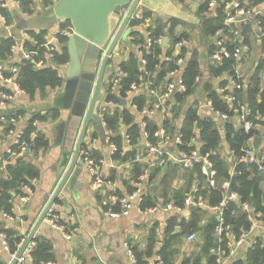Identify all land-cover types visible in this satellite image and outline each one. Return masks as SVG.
Wrapping results in <instances>:
<instances>
[{
  "label": "crops",
  "instance_id": "crops-1",
  "mask_svg": "<svg viewBox=\"0 0 264 264\" xmlns=\"http://www.w3.org/2000/svg\"><path fill=\"white\" fill-rule=\"evenodd\" d=\"M48 1L50 2L49 4L46 3L45 0H31V9L34 10V13L32 15L21 13L23 16L20 15L24 19L34 17L39 10H47L52 7L57 0ZM217 1L218 3L227 2V4H230V8H232L231 13L235 10L237 16L240 9L244 11L243 14L252 13L254 10L256 11L254 14L255 18L253 17V14L243 20H240V17H238L239 21L235 23L238 26L242 24L251 28V31L248 34V40L246 35L242 33V30L237 29L240 38L239 42L243 44L245 38L247 43L244 41V45H246L248 49L243 51L241 62L238 64L236 72L246 82L253 76L260 59L264 57L261 33L262 30H264L261 26L264 20V0ZM0 2L7 3L8 0H0ZM203 2L204 0H150L148 4L150 6H145L143 4L139 5L133 15V17H137L142 16L144 12H149L152 15L151 17H146V19L150 18L152 22L154 19L158 18V20L164 24H166L171 18H176L180 25L179 31L191 34L190 41L188 45L185 46H187L189 51L197 49L203 54L201 59L203 75L202 77L200 76L199 85L195 93L188 97L183 105H181V116L176 121L177 127L179 124L183 123L185 114L188 108L192 105L199 107L201 115L205 114L206 117L210 118L208 112L214 110L213 108L211 109L209 105H207V108L203 106L205 100H208L211 103L208 99V93L205 91V86L209 83L213 89L220 91L221 84L224 81L230 82L232 80L226 73L215 78L209 76L208 68L213 61L211 59V54L209 56L206 55L207 51L212 47L217 46L219 42L228 44L232 39L227 35H224L222 30H219L215 35L205 36L203 34L200 29L201 18L198 14V7ZM209 11V14L213 15L215 8H209ZM13 20V26L15 27L16 20ZM180 21H184L185 24H181ZM58 24L59 23H56L53 26L48 27L47 30L49 29L48 31H50V28H56ZM27 29H34L36 31L41 30L38 28ZM1 30H3V28L0 26V31ZM147 31L148 28L146 24H142L141 27L136 29V32L142 33L143 36L145 34L147 35ZM24 32L25 31L22 30L19 37H14L15 41H18L20 37L22 38ZM131 32L132 30L128 25L120 39L119 45L115 49L114 54L108 63V66L116 68L119 64L121 66L123 62L129 60L130 49L129 47H126V45H128L133 38ZM0 36L7 37V35L1 34ZM235 37L236 38L233 39V42L238 36L235 35ZM27 39L31 44H35V39H32L31 37ZM170 44L171 41L168 37L167 47ZM63 47L64 44L61 45V49ZM66 49L68 58L70 59L68 48ZM178 49L177 52L179 51ZM247 51L248 53H246ZM20 59V50H15L9 57L11 63L19 62ZM69 59L65 64L69 62ZM1 71L3 72V69H1ZM114 75V70L105 75L104 87H106L105 81H108ZM61 76L63 78V85L56 89H49L44 98L39 96L37 97V100L31 102L27 96H23L17 98L12 104H0V114L5 113L7 115L19 116L18 121L15 124H3L0 127V160H2L8 145L12 143L15 134L22 129L26 130L28 128L27 122L34 113L35 115H47V121L36 120L34 122L33 125L36 128V132L33 131V138L36 137L38 132H41L46 135L49 142V147L46 151L41 150L36 158H30V160L34 161L41 170L40 178L38 180L36 179L35 183H33L34 194L27 203H22L20 201L21 194L16 196L14 194V198L11 201V210L9 212L0 211V232L10 230L17 232L21 236L29 234V229L31 230L58 184V180L53 184L52 177L50 178V176L52 170L60 165L63 156V147L62 144L54 143L55 138L53 126L57 119L51 117L52 114L48 111L51 110L49 108L53 106L56 99L64 92L65 75L62 70ZM0 87L7 91L10 90V87L5 88L2 83H0ZM163 88V86L155 88L156 93L150 94L149 88L143 87V89L147 90L146 94L148 95V98L142 102V109H139L138 103L134 101L136 94L128 97L120 94V98L126 102V106L114 103H110L109 106H107L110 114L122 113L123 110H127L133 115L131 124L127 125L125 122L123 123V121H120L118 130L113 132L106 127L104 132L110 134L112 138H116L117 136L123 138V155H125L129 149H135L137 152L143 154V157L140 160H115L110 153V147L106 143V134L105 137L102 138V132L95 127L94 122H90L82 149H87L93 157H96L97 159L102 158L104 160L99 171L103 183L101 185L96 183L95 176L89 173L86 164H84L82 168H75L74 175L72 176V185L68 188L64 187L56 202L53 204L55 214L58 216L60 222L69 226L71 230L70 232L73 236L72 240L65 239L60 231L44 221L42 227L36 232L32 239V241H35V238L37 237L52 245L55 260L50 262L53 264H133L125 242H127L131 248L137 250L141 256V262L154 264L157 261V252L163 247L166 239H169V234L166 232L169 218L174 215L179 219H190L193 212L190 210V207L176 212L166 211L163 208V205H160L163 200L169 202L177 201L175 198L177 193L185 196L192 191L194 184L197 181L192 179L195 172L191 171V169H188L189 167L184 166L178 161L180 151L173 140V136L166 135L170 137L169 143L166 146L164 143H160V147L164 151L163 158L155 154H148L145 148L146 139L143 135L146 126H144L145 118H151L154 123L159 125V128L161 127L163 120L173 119V113L171 111L172 107L171 105H167L166 102L169 100L173 103L174 94L166 96ZM133 105H135L136 108H134ZM155 106H157L158 109L154 110L153 115L142 116V110L154 108ZM216 114L221 119L218 121L215 120L221 136L219 154L229 165V169L233 171V162L236 160V157L235 153L230 150V146L227 142V134L224 129V121L227 119L222 118L217 111ZM231 120L235 122V128L238 129L240 124L237 122L236 117ZM132 124L141 126L143 130L141 136L138 137L136 141L132 142V138L130 137L131 141L127 142L126 136L129 135L128 131ZM257 129L259 131V137L257 139L258 145L255 146V148L257 152L261 153L264 152V125H258ZM197 130L198 129H196V131ZM191 144L192 146L200 145L197 139L193 140ZM21 156L23 157V155H19L18 157L20 158ZM64 156L67 165L72 153H64ZM16 158L17 157L11 158L10 161H14ZM136 163H139L144 167L143 174L146 175V171L149 173L146 178L144 177L143 192L145 194L144 196H148V194L152 195L153 201L158 202L156 205L157 207L154 211L150 209L147 210V212H139L137 209H133L130 214L126 216L112 218L106 214V208L103 206L102 202L104 200H111V197L113 196L119 198L127 197L135 190L134 167ZM5 165L6 164L3 163L0 169V178L6 175ZM155 170H158L155 178L152 180L149 179V175ZM2 172L4 174L3 176L1 175ZM112 175H114L113 178ZM252 176L254 177L255 173H253ZM165 177L167 178V183L164 185L163 180ZM202 186L203 188L209 187L207 181H203ZM260 187L264 196V175H260ZM215 207L206 203L205 207H203L206 212L202 215L201 223H206L211 215H216L219 219V212ZM114 208L118 209L119 206L115 205ZM151 208L154 209V207ZM253 214L252 225L254 227L251 231L249 230V232H247L248 235L245 239L241 240L240 238H237L232 231H229L231 233V241L230 244H228L227 240L226 246L228 248V253L225 249H222L219 236L218 234L216 235L218 241H215V245L217 244L218 248L214 246L211 253L218 256L222 262L221 264H233L238 261L246 262V253L249 248L257 243L258 240L261 242L264 241V214L259 213L255 216H253ZM254 217L257 218L254 219ZM241 229L242 227H240V230ZM170 236L174 238L171 242V246L176 252L175 264H183L186 258L198 254L201 250L202 243L204 242V235L202 233L199 240L196 238L190 240L188 238L189 235H184L182 233V228L179 224L175 226L174 231ZM224 238L227 239L225 236ZM150 246L153 254L147 256L146 253ZM7 259L8 255L1 248L0 238V261L2 264H6ZM31 262L32 259L25 264H31ZM202 264H207V260L202 259Z\"/></svg>",
  "mask_w": 264,
  "mask_h": 264
},
{
  "label": "trees",
  "instance_id": "trees-1",
  "mask_svg": "<svg viewBox=\"0 0 264 264\" xmlns=\"http://www.w3.org/2000/svg\"><path fill=\"white\" fill-rule=\"evenodd\" d=\"M211 0H204L202 4L198 7V14L201 18L200 29L205 36L215 35L219 30L224 32L232 41L225 44L228 49L232 52L229 58H225L222 62H217L212 58V64L209 65L208 72L209 76L215 78L223 74H228V76L239 83L240 87L232 86V80L224 81L221 84V88L225 91L222 93L219 90L213 89L211 84L205 86V91L208 93V99L211 101V106L214 112L225 113L227 115L226 121H224V129L227 134V142L230 146V150L235 153L236 160L233 162V171L229 169V165L224 161L219 154V146L221 142L220 132L217 127V122L215 119L209 115L210 118L204 116L202 117L199 111V107L192 105L188 108L183 123L180 129L177 127V120L181 116V109L185 100L193 95L197 90L199 82H197V77L203 75L202 67V57L203 54L197 49L189 51L187 46L182 45L179 49L176 44L183 38L190 39L191 34L188 32H180L179 21L176 18H171L164 24L160 20L155 19L148 25V31L151 32L150 37L153 42L149 48L146 47L147 35L144 36L142 33L136 32V29L141 27L145 23L146 17H151L152 14L149 12H144L142 16H135L131 18L129 22V27L132 30L131 34L133 36L132 40L126 47L130 49L129 60L121 64L122 70L126 73V76L122 78L121 82V94L124 96L125 91L130 87L133 82L138 84L141 82L140 76L143 73V69L146 68L148 74H144V81H150V88H159L163 86V91L167 92L168 85L176 80L175 76H171V72L183 68L182 79L186 86L185 91H178L174 93L173 103L167 101V105H171V111L173 113V119H165L162 122V127L166 129V135L175 136L177 133L182 135V144H177L179 151H192L196 150L201 156H208V158L213 163V168L216 170L217 182L221 184L224 180H229L232 192L238 195L237 199H230L228 203L222 207V218L226 224L230 225V231L236 235L237 238L240 237L243 231L248 232L253 224V216L257 214H264V196L263 191L260 187V175H264V172H260L257 169V165L250 164L247 161L241 160V149L248 142L251 135H254L256 139L259 137L258 127L251 130L249 133L245 131L244 126L241 124L238 129L235 128V122L231 119L237 115L235 112V107H240V105L245 104L250 109L249 119H254L258 125L262 124L264 121V57L259 61V64L248 81H244L243 78L236 72L238 64L241 62V57H235L233 52L236 48L240 47V38H236L233 30H242V33L246 35L248 40V34L251 31L250 27L237 24H226L227 14L224 11V6L227 4L220 2V7L215 9L214 14H209V4ZM259 1V0H258ZM46 3H50L45 0ZM22 8L21 12H27L32 15L34 10L31 9V0H21ZM4 14L7 18V23H12L14 16L12 12L7 9H3ZM232 13L236 14L233 10ZM239 17V16H237ZM158 20V21H157ZM57 27L63 28L71 25L69 21L58 22ZM264 28V20L261 25ZM27 33L36 44H31L28 40L25 45L30 49H36L38 44L44 42V36L47 33V29H41L36 31L34 29H26ZM168 36L171 44L164 48L162 42H157L158 37ZM68 40L67 37L61 39V44H64ZM244 41L246 42L245 38ZM243 41V44H245ZM14 37L12 36H0V63L4 65L3 73L5 75L10 74V66L13 65L9 61V57L13 54L12 47L16 44ZM247 43V42H246ZM263 43V56H264V35H262ZM138 48V50L136 49ZM213 48V49H212ZM207 51L206 55L209 56L217 48V46L212 47ZM177 49L179 50L177 52ZM39 56L43 57L45 55V48L41 47L38 49ZM248 53V51L246 52ZM170 57V60L167 59ZM183 59V64H178V59ZM67 49L66 47L60 48V52H57L55 60L52 63H46L42 68H36L33 63L28 60H23L19 64L20 70L18 73L17 81L21 88L25 90L27 98L29 101L33 102L37 100V97L44 98L49 89H56L63 85V78L61 76L60 65L65 64L68 61ZM142 59L146 60V65H142ZM7 88V85H4ZM146 89L140 88L136 93L134 101L138 103L139 109H142V102L148 98L146 94ZM232 94L236 97L235 101L229 102L225 95ZM51 117L56 119L59 114L56 109L50 110ZM1 115V114H0ZM7 115V114H6ZM259 115L260 120L256 119ZM8 117L12 115H7ZM132 114L130 111L123 110L122 113L107 114V128L111 131H116L119 128L120 121L125 122L127 125L132 122ZM203 118V119H202ZM122 119V120H121ZM202 119L201 128H197L199 120ZM36 120L47 121V115H40L35 113L28 120L25 137L30 139V133L35 131L36 128L33 122ZM221 120V119H220ZM145 131L150 133V141L153 144H158L160 141L159 137L155 136V132L159 129V125L154 123L151 118H145ZM4 123L0 120V127ZM6 122L5 125H8ZM196 129H198L196 131ZM143 128L137 124H132L129 128V135L132 138V142L136 141L138 137L141 136ZM197 139L200 145H193V140ZM114 142L118 151L113 155L115 160L117 159H135L137 151L135 149H129L125 155H123L122 143L123 138L117 136L116 138H111ZM36 153L34 158L38 156V153L43 150L46 151L49 147V142L44 133L38 132L36 137L31 138ZM9 155L5 152L2 160H0V169L3 165V159H8ZM31 157L21 156L17 157L14 161H10L5 165L6 175L0 178V211L9 212L11 210V201L18 194H23V185L27 184L34 188L33 180L39 179L41 176V170L39 166L32 160ZM97 159L96 157H94ZM1 159V158H0ZM10 159V158H9ZM66 162V161H65ZM202 163L195 162L190 168L191 171L195 172L193 175V180H199L201 184L198 196H202L206 203L210 206H219L222 200L227 196V190L222 188L221 185L217 188L207 187L203 188L202 183L206 181V175L202 170ZM144 167L139 163L135 164L134 175L135 181L143 174ZM158 170L153 171L149 176V179H154ZM253 173L255 176L253 177ZM114 175H112V178ZM234 178V182H233ZM167 183V178L163 180V184ZM191 192V191H190ZM188 194V193H187ZM186 194V195H187ZM185 195V196H186ZM185 196L177 193L175 198L177 201L175 203L183 205ZM169 201L163 200L162 204L168 203ZM157 201H153L152 195L144 196V201L142 203L143 209H149L151 207H156ZM160 203V202H159ZM244 204H248L251 209L245 210ZM206 212L205 208L197 207L195 209L189 220L179 219L176 216H171L168 220V226L166 228L167 234H169V239H166L163 247L157 252V255L162 258V262L156 261L154 264H175L176 252L171 246L173 237L170 236L174 231V228L179 224L182 228V233L184 235H191L196 232H200L204 235V242L202 243L201 250L198 254L188 257L184 260L183 264H202V259L207 260V264H217L218 256L211 253V250L215 246L216 241V228L220 222L216 215H211L206 223H201L202 215ZM253 212V213H252ZM219 215L220 212H219ZM257 217H254L256 219ZM240 227L242 229L240 230ZM7 234L8 240L12 250L15 249L16 244L20 242L22 236L17 232L4 230ZM222 249H225L228 253L227 239L224 236L219 238ZM36 246L32 252V262L31 264H47V262L54 261L55 256L53 253L52 245L45 241L35 238ZM139 264H148L140 261V254L136 249L132 248ZM147 256L153 254L152 248L150 246L147 251ZM0 264L2 262L0 261ZM233 264H264V241H259L253 244L252 247L246 253V262L238 261Z\"/></svg>",
  "mask_w": 264,
  "mask_h": 264
},
{
  "label": "built area",
  "instance_id": "built-area-1",
  "mask_svg": "<svg viewBox=\"0 0 264 264\" xmlns=\"http://www.w3.org/2000/svg\"><path fill=\"white\" fill-rule=\"evenodd\" d=\"M13 4L15 6V9L17 13L20 15L21 13H24L25 15H30L27 12H21L22 4L21 0H12V3L9 2H0V26L3 28V30L11 31L14 28V20L12 23L8 24L7 23V18L6 15L3 12V9H7L10 12H12L14 16V12L11 9L10 5ZM210 8H218L220 7V3H218L217 0H211L209 4ZM230 4H226L224 6V11L227 14L226 18V24L231 25L237 23L238 17L237 14L231 13ZM239 9V8H237ZM239 11V10H238ZM241 11V13H240ZM238 12V16L241 15H246L249 13H244L240 9ZM126 13V9L123 11V16ZM22 15V14H21ZM23 16V15H22ZM151 23V19L148 18L145 20V23L148 25ZM49 30V29H48ZM47 30L46 35L44 36V42L41 44L37 45L36 49H30L25 45L27 38H30L29 34L27 33L26 29H23L24 34L22 38L20 37L16 44L13 45L12 50L13 52L15 50H20L21 54V59L19 62L12 63L13 65L10 66L9 73L8 75H5L1 69H3L4 65L0 63V83L3 85H7V87L10 89L9 91L4 90L0 87V104L6 105V104H12L14 103L17 98L21 97H26L27 94L24 89L21 88L20 84L17 81L18 73L20 70V66L18 63H20L23 60H28L36 68H42L46 65V63H52V61L55 60V57L57 55V52H60L61 48V39L63 37L69 38L71 35L74 34V29L72 25L63 27V28H50V31ZM22 32V31H21ZM234 34L238 36L239 38V32L237 29L233 30ZM262 35H264V30H262ZM151 32L147 31V44L146 47L149 48L153 42V39L150 37ZM9 36V35H8ZM11 36V35H10ZM15 37V36H12ZM18 37V36H16ZM163 37L160 36L156 39L157 42H162ZM189 39L183 38L181 39L177 44L176 47L179 48L182 45H188ZM36 44V42H35ZM240 47L236 48L235 51L233 52V55L235 57H240L242 52L248 47L242 43H240ZM44 47L45 48V55L43 57L39 56V48ZM138 50V48H136ZM114 54V52H113ZM111 55V58L113 56ZM232 55V52L228 49V47L223 44L222 42L218 43V48L211 54V58L217 62H222L225 58H229ZM110 58V59H111ZM168 60H170V57H167ZM178 64H183V59L179 58L178 59ZM142 65H146V60L142 59ZM115 75L111 77L108 81H105L106 85V91L107 92H112L115 93L120 97L121 94V82L122 78L126 76V73L122 70L120 64L115 68ZM182 71L183 68L176 69L171 72V76H175L176 80L168 85V90L166 93V96H170L178 91H185L186 86L183 82L182 79ZM144 74L147 75L148 71L146 68L143 69V73L140 76L141 82L138 84L137 82H133L130 87L125 91L124 95L125 97H128L130 95L136 94L140 88L147 87L149 88L150 94H155L156 90L153 88H150L151 83L149 81H144ZM197 82L200 80V76L197 77ZM232 86L234 87H240L241 85L237 83L236 81L232 80ZM225 89L221 88L220 92H224ZM225 98L229 102L235 101L236 97L232 94L225 95ZM208 105L211 107V103L209 102ZM109 104H106L105 102L102 101V103L99 106L98 110V116H99V122L105 129L107 127V120H106V115L110 114L109 109L107 108ZM134 108H136L135 105H133ZM158 109L157 106L154 108L150 109H145L142 110L141 114L142 116H151L154 113V110ZM235 112H237L236 120L237 122L241 125L244 126L245 131L249 133L251 130L256 129L258 127V123L254 121V119H249L248 116L250 114V109L248 106L245 104L240 105V107H235L234 108ZM219 115L222 118H226L227 115L225 113H219ZM19 116L12 115L8 117L5 113L0 115V120L2 123L9 122V124H15L18 121ZM260 116L257 115L256 119L260 120ZM35 122V121H34ZM33 122V124H34ZM146 123H144V126ZM26 130L22 129L19 132L15 134L14 139L12 140V143L8 145L6 149V153L9 155L8 159H3V163L7 164L11 158L18 157L19 155H23L25 157H34L36 150L30 141L31 138H33L34 133H30V139L25 137ZM143 135L146 139V151L148 154H155L161 158L164 156V151L160 147V143H164L166 146L169 143L170 137L166 136V129L163 128L162 126L155 132V136L160 138V141L158 144H153L150 141V133L146 132L144 130ZM112 136L110 134H107L106 132V143L110 147V153L111 155H114L118 151L117 145L112 142L111 140ZM126 141L130 142L131 138L129 135L126 136ZM174 142L176 144H182V135L180 133H177L175 135V140ZM255 142H257V139L254 135H251L248 139V142L245 146L242 147L241 149V160L247 161L250 164H255L257 165V169L260 172H264V152H257L255 148ZM80 157L84 160L85 164L87 165V169L89 173L93 176H95V181L97 184L101 185L103 183V179L101 178L99 171H100V166L103 163V159H95L92 155H90L89 151L87 149H82L80 152ZM143 157V154L137 152L135 159L140 160ZM179 162H181L184 166L186 167H191L195 162H201L202 164V170L204 174L206 175V181L208 183L209 187L217 188L221 185L222 188L227 190V196L222 200L219 206H216L215 209L220 212L221 215H219V224L216 228V234H218L219 238L221 236H225L228 240V244H230V239H231V233L230 231V225L226 224L224 221V218H222V212L221 209L223 206H225L230 199H237L238 195L234 192H229L230 189V182L229 180H224L221 184L217 182V175H216V170L213 168V163L211 160L208 158V156H201L198 154V151L192 150V151H180L179 152ZM142 176L138 178V180L135 181V190L127 197H111V200H104L103 206L106 208V214L112 218H119L122 216H126L130 214L131 210L137 209L139 212H147V210H152L154 209L149 208V209H143L142 208V203L144 201V192H143V182L145 181L144 179L147 177V174H149L147 171L145 172ZM145 177V178H144ZM36 179L33 180V183H35ZM200 181L197 180L194 184V187L191 192H189L184 199L183 205L177 204L175 202H168L165 204H160L163 205V208L166 211H182L185 208H189L191 206L195 207H205L206 203L205 200L202 196H198V192L200 191ZM23 194L20 195V201L22 203H27L31 199L32 195L34 194L33 187L27 184L23 185ZM117 205L119 208H114V206ZM244 209L245 210H250V207L248 204H244ZM45 223L49 224L50 226L54 227L58 231H60L65 239L67 240H72V234L71 230L68 225L60 222L58 216L55 214V210L53 205L50 207L48 210L44 220ZM253 225L251 226L250 231L253 229ZM249 232V231H248ZM195 233L191 234L188 236L190 240L195 239ZM247 232L243 231L240 235V239L243 240L245 237H247ZM28 234H25L22 236L20 242L16 244V247L14 250H12L10 246V242L8 240V236L4 232H0V238H1V248L2 250L7 253L8 259L6 261V264H25L26 262L30 261L32 259V252L34 251V248L36 246L35 241H31L26 249L23 251L21 255H19L20 250L22 249L26 238ZM125 245L127 246L128 253L132 259L133 264H139L132 248L130 245L125 242ZM157 261L160 263L162 262V258L160 256H157ZM221 260H217V264H221ZM48 264H53L52 262H48Z\"/></svg>",
  "mask_w": 264,
  "mask_h": 264
},
{
  "label": "water",
  "instance_id": "water-1",
  "mask_svg": "<svg viewBox=\"0 0 264 264\" xmlns=\"http://www.w3.org/2000/svg\"><path fill=\"white\" fill-rule=\"evenodd\" d=\"M149 1L57 0L52 7L45 11L39 10L36 16L28 19L19 15L13 4L10 5L14 12L16 25L11 31L1 30V35L19 37L23 29H47L63 21H69L74 29V34L64 43V47L69 51V62L59 67L65 75L64 92L49 108L58 111L59 116L53 126L54 143L62 144L63 147L60 165L52 170L50 176L52 183L54 184L58 180V184L31 230L29 229V234L19 255L23 253L36 232L42 227L48 210L56 202L63 188L72 185L75 168L84 166L85 162L80 157V152L91 121L102 132L101 137H105L106 132H104L98 116L102 101L106 104L114 103L126 106V102L118 95L106 91L104 78L106 74L114 70L113 67L108 66V63L134 12L139 5L150 6L148 5ZM8 2L12 3V0H8ZM124 9H126V13L123 16ZM255 13L254 10L252 13L239 16L240 20ZM253 17L255 18V15ZM180 22L185 24L184 21ZM167 44L168 36H164L162 45L166 48ZM208 103L209 101L205 100L203 106L207 108ZM208 115H211L216 121L220 120L214 111L208 112ZM201 116L204 117L205 114ZM202 119L197 124L198 129L201 128ZM262 125H264V121H262ZM181 126L182 124H179L178 128L180 129ZM173 140H175V136ZM257 143L258 141L255 142V146L258 145ZM67 152L72 153V156L66 165L64 153ZM198 154L200 153L198 152ZM231 191L229 189V192ZM195 209H197L195 206L190 207L191 211ZM200 236L201 233L197 232L195 238L199 240ZM215 247L218 248V245L216 244Z\"/></svg>",
  "mask_w": 264,
  "mask_h": 264
}]
</instances>
